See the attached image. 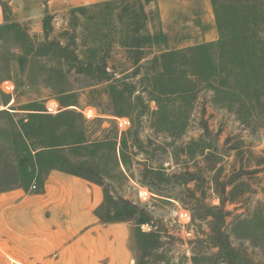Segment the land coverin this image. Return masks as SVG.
<instances>
[{
    "label": "rangeland",
    "instance_id": "rangeland-1",
    "mask_svg": "<svg viewBox=\"0 0 264 264\" xmlns=\"http://www.w3.org/2000/svg\"><path fill=\"white\" fill-rule=\"evenodd\" d=\"M79 1L87 0H0V192L39 186L50 161L103 187L102 222L118 199L147 212L150 221L139 227L147 243L127 221L135 264H264V85L230 80L223 104L198 88L207 86L204 78L189 77L183 86L177 71L151 77L160 52L220 40L210 0H155L148 11L159 24L148 25L163 32L167 50H145L139 74L130 77L121 74L128 55L117 38L115 6L70 15ZM241 8L251 12L248 2ZM235 41L229 39L231 53ZM103 62L116 69V80H97ZM49 103L62 112L42 116ZM118 118L127 123L123 131ZM39 143L51 151L20 167L18 159Z\"/></svg>",
    "mask_w": 264,
    "mask_h": 264
},
{
    "label": "trees",
    "instance_id": "trees-1",
    "mask_svg": "<svg viewBox=\"0 0 264 264\" xmlns=\"http://www.w3.org/2000/svg\"><path fill=\"white\" fill-rule=\"evenodd\" d=\"M210 2L220 40L215 44L202 45L178 52H160V49L167 50L166 37L160 29H155L153 25H148V23L151 24V21L158 23V14L155 12V16L151 17L153 11H148V8L155 3V0H116L91 5V7L75 8L70 10L69 13L70 15H83L89 11H96L101 7L109 8L115 6L116 15L114 17L118 21L117 24L121 32L117 38L124 45V48L127 49L126 53L128 55L126 57L128 69L121 74H127L129 77L130 75L137 76L140 69L139 64L145 57V50L154 48L160 54L152 59L150 65L152 79L155 80L177 71V74L178 72L181 73L180 80L184 86L189 77L194 79L204 78L206 81L203 82L207 86L203 87L205 85L198 84V88H201V86L206 88L214 97L221 96L223 104H227V100L231 96L226 91L230 86V80L239 86L264 85V0H210ZM243 2L251 4L250 13L242 11L241 4ZM140 18L144 20L141 24L139 23ZM50 19L51 16H46L43 19L42 26L44 31L47 30ZM230 38H236L234 53L227 49ZM57 47L62 50H68L67 46L62 47L60 44H57ZM255 58L262 65L260 68L255 67L253 63ZM73 62L78 65L83 63L78 57H74ZM75 71L82 73L80 67H76ZM94 72L99 82L114 81L118 75L116 69L109 67L107 62H103ZM153 90L155 91L156 89ZM192 90H194L193 87L189 92ZM238 95L243 97L241 93H238ZM150 98L154 100L153 96ZM237 102L236 104L239 107L244 103L241 100ZM229 108L231 110L233 107ZM42 116L46 118L52 117L48 114ZM34 127L36 131L42 128L40 124H34ZM16 133L24 136L21 131H16ZM34 147L35 149L27 152L25 157L18 159L20 167L24 166L26 162H30L32 159L39 158L51 151L49 147L40 143ZM56 159V163L60 161V157ZM46 162L44 176L52 169L82 176L58 165L54 166L50 161ZM84 178L91 180L87 177ZM42 181L43 179L40 183ZM114 206L113 213L111 217L105 220L106 222L133 221L139 228L150 221L146 211L129 201L118 199ZM139 236L145 237L142 232H140ZM146 238H144V243H147Z\"/></svg>",
    "mask_w": 264,
    "mask_h": 264
},
{
    "label": "crops",
    "instance_id": "crops-1",
    "mask_svg": "<svg viewBox=\"0 0 264 264\" xmlns=\"http://www.w3.org/2000/svg\"><path fill=\"white\" fill-rule=\"evenodd\" d=\"M31 187L0 192V264H135L130 223L96 214L106 197L100 184L52 169Z\"/></svg>",
    "mask_w": 264,
    "mask_h": 264
},
{
    "label": "built area",
    "instance_id": "built-area-1",
    "mask_svg": "<svg viewBox=\"0 0 264 264\" xmlns=\"http://www.w3.org/2000/svg\"><path fill=\"white\" fill-rule=\"evenodd\" d=\"M4 90L7 93L11 94L13 92V86L11 84H7L5 86V88H4ZM60 112H62V109L59 108L56 104L49 103V104L46 105V112L45 113H47V114H57V113H60ZM78 112L82 116H84L85 118L95 117L94 116V112L92 110H83V111L78 110ZM115 126H116V128L119 131H123V130H125L127 128V123L123 119H119L118 118V119L115 120ZM35 188H36L35 185H32L31 189L35 190ZM139 195H141L142 197H146V191L142 190V192ZM179 217H180V219L185 220V221H187L188 218H189L188 215H186V214H180Z\"/></svg>",
    "mask_w": 264,
    "mask_h": 264
}]
</instances>
